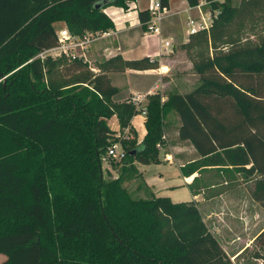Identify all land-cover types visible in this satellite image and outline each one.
I'll use <instances>...</instances> for the list:
<instances>
[{
	"label": "trees",
	"instance_id": "1",
	"mask_svg": "<svg viewBox=\"0 0 264 264\" xmlns=\"http://www.w3.org/2000/svg\"><path fill=\"white\" fill-rule=\"evenodd\" d=\"M133 1L0 0V264H242L195 200L142 197L127 185L141 176L137 163L161 161L172 130L199 155L184 176L217 168L264 179V36L244 38L248 23L264 19V0H206L218 16L181 45L200 81L165 101L147 95L140 142L131 127L140 110L130 97L113 100L120 88L109 73L155 69L158 58L117 54L97 61V72L80 58H36L57 45L58 23L103 33L115 28L105 9ZM139 18L148 28L149 9ZM113 116L132 139L111 128ZM117 141L127 157L111 159L118 175L107 169L106 178L103 156ZM198 180L189 185L196 194ZM257 197L264 206V180ZM253 244L252 257L264 259V229Z\"/></svg>",
	"mask_w": 264,
	"mask_h": 264
},
{
	"label": "crops",
	"instance_id": "2",
	"mask_svg": "<svg viewBox=\"0 0 264 264\" xmlns=\"http://www.w3.org/2000/svg\"><path fill=\"white\" fill-rule=\"evenodd\" d=\"M149 4L150 0H136L131 2L127 9L118 6L107 7L105 12L114 20L115 28L111 29L108 35L98 38L91 45L90 52L95 62L117 54L123 55L126 59L141 58L143 56L159 59L160 66L155 69H127L124 72L109 73L113 85L120 88V93L126 91L123 95H120V93L114 95L113 100L115 101L125 100L135 93L145 95L160 93L162 94V100L165 101L171 91L179 90L186 92L182 88L186 85L188 75H184L181 72L182 70L178 67V62L181 58H184L181 54L183 50L181 45L188 41L189 34L184 32V28L177 22L175 16L179 14H187V18L191 14L197 16L198 10L191 8L187 0H170L169 12L163 19L166 22H162L161 34H151L150 27L145 29L139 18V11L148 9ZM163 39L170 41L171 46H164L162 43ZM189 63L193 66L190 58ZM175 69L177 71L176 76L174 74ZM116 119L118 121V118ZM145 122L146 117L141 114L135 115L131 120V127L137 132L139 142L147 133ZM119 128V133H125L124 138H127L129 134L126 131L129 130V127H126L122 131L119 124ZM167 139L168 144L166 146L169 147V151L165 153V159L169 163L176 165L182 175V181L172 186H184L187 188V197L184 201L195 200L198 203L205 222L212 232L217 234L209 224L210 214L213 213L214 199L205 198L203 189L197 194L190 189L189 185L194 181L196 176H199L197 172L191 176H184L182 173L183 166L199 157L196 149L186 141L180 140L176 130L167 133ZM139 164L137 163V168L144 179V170L141 168V164ZM139 178L134 179L132 182H135ZM143 182L145 186L149 183L146 179ZM199 186L197 183L196 188ZM4 259L5 257L0 262Z\"/></svg>",
	"mask_w": 264,
	"mask_h": 264
},
{
	"label": "rangeland",
	"instance_id": "3",
	"mask_svg": "<svg viewBox=\"0 0 264 264\" xmlns=\"http://www.w3.org/2000/svg\"><path fill=\"white\" fill-rule=\"evenodd\" d=\"M204 11H206L205 16L209 17L210 13L205 9ZM190 16L197 19L192 14ZM175 17L177 18V22L184 28V32L189 34V28L186 25L188 21L187 14H179ZM165 22L166 20H163V23ZM62 26L63 24L58 23L57 29H60ZM247 28L244 33V38L259 41L264 36L263 17L254 23H248ZM164 41L165 39H163ZM90 51L91 49L88 52L89 58L92 61V65H94L97 61L95 62L93 60ZM181 54L184 58H181L178 62V67L184 75H188L186 85L182 89L188 91L199 83L200 79L194 73L193 66L190 65L189 57L185 54L184 50L181 51ZM174 74L176 76V69L174 70ZM1 82H5V77L0 78ZM125 93L126 91L120 93V95ZM116 118V116H113L108 122L113 130H120L119 120L117 121ZM126 133L130 135L131 139L133 138L134 133L131 130L126 131ZM168 151L169 147L163 145L160 148L161 161L159 163L149 165L140 163L141 168L144 170V179L149 182L148 185H144V179L140 176L135 182L129 184L128 188L142 197H151L155 194L169 195L175 202L186 200L187 188L184 186H172L182 181V175L176 165L169 163L165 159V153ZM111 162L112 160L103 162L106 178L108 176L107 167L112 175H118L117 168L113 167ZM197 173L199 180L196 183L203 188L205 198L214 199L213 213L210 214L209 224L216 231V235L220 239L227 254L237 263L264 264L263 258L257 259L252 257V253L257 248L253 242L264 229V206L257 197V186L260 180H264L262 176L255 174L254 176L248 177L233 169H225L222 172L217 168H209ZM239 254L241 256L237 258ZM4 257L0 253V260Z\"/></svg>",
	"mask_w": 264,
	"mask_h": 264
},
{
	"label": "built area",
	"instance_id": "4",
	"mask_svg": "<svg viewBox=\"0 0 264 264\" xmlns=\"http://www.w3.org/2000/svg\"><path fill=\"white\" fill-rule=\"evenodd\" d=\"M207 4L208 2L206 0H201L198 5L191 6V8L198 10V15L196 16L197 19H195V17L193 16H190L188 18L187 26L189 28V33L208 28L211 25L213 19L218 16L219 10H216L214 12L207 11L210 13V16H205L206 11H204V5ZM148 9L150 12V19L147 24L150 27L151 34H161L162 22L166 14L169 12L168 8L162 6L161 0H150ZM109 31L103 33L87 32L83 35H79L71 32L70 29L66 25H64L60 27V29H57V45L41 51L36 56V58H41L42 60L46 59L47 57H67L70 60L80 58L84 62L89 63L91 70L97 72L99 71V69L95 66V64L92 65V61L89 58L88 52L92 43L98 38L108 35ZM162 43L166 47L171 46V42L168 40ZM147 95L142 93H135L130 96V101L139 108V114L143 115L144 117H146L147 115ZM127 138H130V135L127 136ZM126 157V150L122 147L121 142L117 141L108 147L107 153L103 156V161L108 162L111 159H115L116 161L123 162Z\"/></svg>",
	"mask_w": 264,
	"mask_h": 264
},
{
	"label": "water",
	"instance_id": "5",
	"mask_svg": "<svg viewBox=\"0 0 264 264\" xmlns=\"http://www.w3.org/2000/svg\"><path fill=\"white\" fill-rule=\"evenodd\" d=\"M97 6H98V7H100L101 5H100V4H98Z\"/></svg>",
	"mask_w": 264,
	"mask_h": 264
}]
</instances>
